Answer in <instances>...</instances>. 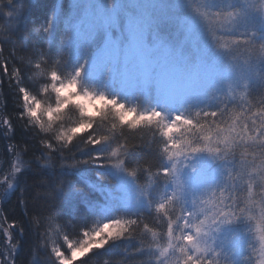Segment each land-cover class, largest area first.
<instances>
[{"label":"snow or ice","instance_id":"obj_1","mask_svg":"<svg viewBox=\"0 0 264 264\" xmlns=\"http://www.w3.org/2000/svg\"><path fill=\"white\" fill-rule=\"evenodd\" d=\"M31 6L0 0V66L39 167L11 143L0 185L3 199L20 192L45 264L118 248L141 226L149 264H264V0H53L29 29ZM33 34L43 45L17 57L16 39ZM135 130L147 145H129ZM14 135L3 118L0 136ZM81 211L91 222L72 240L55 221L64 212L72 226ZM0 228V264H15L23 221Z\"/></svg>","mask_w":264,"mask_h":264},{"label":"trees","instance_id":"obj_2","mask_svg":"<svg viewBox=\"0 0 264 264\" xmlns=\"http://www.w3.org/2000/svg\"><path fill=\"white\" fill-rule=\"evenodd\" d=\"M52 3L53 0H32V6L25 11V20L29 29H33L34 26L40 25L44 22ZM5 26L6 19L3 16H0V27ZM21 27H23V25ZM15 43V50L18 57L20 55H30L33 45H43L44 42L39 36L33 34L28 40H24L20 37L16 39ZM11 51H13V45L10 42L9 45L5 46L4 56L8 57ZM14 65L20 66L19 60L16 58H12L9 62V71H11V68ZM257 92H259V89H257ZM257 98L258 96L254 94L252 102L255 103ZM41 99L46 98L41 97ZM48 102H54V97L52 100H48ZM17 103L18 101L16 99L14 86H10L9 76L4 73L3 67L0 66V121L5 117L9 118L15 133L12 141L6 140L3 136H0V179L3 178V175L8 169L7 161L11 159V154L9 153L11 143H17L22 148L27 147L28 152L25 158L33 160L34 169L39 167V165L35 163L36 157L39 155L38 140L33 137L31 131L26 133L21 127L22 122L19 120L18 115L21 109L17 107ZM97 120L99 121V117H97ZM85 135H87V132L77 134V141ZM141 136L143 137L142 140ZM24 141H27V144H25ZM77 141H74V144ZM149 141L150 136L147 132L135 130L128 134L129 145L137 143L147 145ZM77 155H79V153H77ZM41 163H43V161H41ZM150 163L153 166V171H155V161L151 160ZM95 171H99V169H93L92 172L89 173L92 180L96 179L93 174ZM43 174L47 175V170H45ZM35 176V171L30 172L29 181L31 182ZM103 183L108 184V181L105 180ZM115 184L116 182L113 181L112 187H115ZM33 195H35V191L33 192ZM3 196L4 191L2 187V190H0V224H4L5 220L8 223L17 222L18 224L23 221L25 227V235L23 236H20L18 228L11 230L14 234V240L20 241V246L15 253V264H36V261H39V264H45V258L50 255V249L48 251L44 248H39L38 251L36 250L41 241L34 234L32 226L28 223V218L24 215V210L19 201L20 192L17 191L8 199H3ZM45 206L43 200L37 201L36 207L44 210ZM90 222V219L85 218L83 211H81V214L78 217L72 220V226H69L68 218L64 212H60L55 221V223L62 228V231H66L69 234L72 240L78 239L77 234L82 230L86 223ZM145 223H148L150 227H153L158 232L166 230L164 224L157 220L146 218ZM4 226L6 227V225ZM53 240H57L55 235L51 236L48 243L51 244ZM5 243H7L6 237L3 229L0 228V248L5 245ZM58 243L62 245V250L65 251V254L69 255L70 252L67 250V246L63 243L62 235L59 237ZM150 243H152L150 234L144 233L143 227L141 226V228L137 229L132 234L130 239L126 238L124 241H121L118 248L110 250L94 249L92 253L85 257L78 258L74 264H149V257L147 255H142L138 249L142 248L146 250ZM161 244L164 245L165 242L161 241ZM49 264H51V262H49Z\"/></svg>","mask_w":264,"mask_h":264},{"label":"rangeland","instance_id":"obj_3","mask_svg":"<svg viewBox=\"0 0 264 264\" xmlns=\"http://www.w3.org/2000/svg\"><path fill=\"white\" fill-rule=\"evenodd\" d=\"M2 187H3V191H4V187H5V186L1 185L0 190H2ZM5 248H6V243H5V245H3V246L0 248V252H3V251L5 250ZM69 255H70V253H69ZM0 260H3V256H0Z\"/></svg>","mask_w":264,"mask_h":264}]
</instances>
